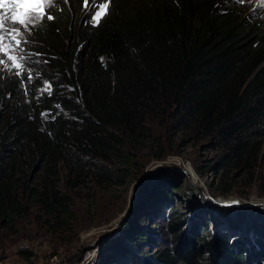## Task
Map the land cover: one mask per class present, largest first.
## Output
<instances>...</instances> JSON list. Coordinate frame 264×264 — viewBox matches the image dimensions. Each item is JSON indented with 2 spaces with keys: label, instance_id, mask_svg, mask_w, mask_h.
Wrapping results in <instances>:
<instances>
[{
  "label": "trees",
  "instance_id": "trees-1",
  "mask_svg": "<svg viewBox=\"0 0 264 264\" xmlns=\"http://www.w3.org/2000/svg\"><path fill=\"white\" fill-rule=\"evenodd\" d=\"M94 2L50 5L54 18L44 15L28 44L38 64L1 82L0 224L15 226L38 208L55 232L68 231L75 180L123 185V172L138 168L137 154L172 130L208 140L219 154L209 168H264V18L245 16L230 0H106L96 24ZM170 184L143 189L144 206L183 189L179 180ZM218 213L212 222L236 236L253 232L257 247H246L248 236L243 244L230 234L213 240L210 220L187 238L180 215L170 225L171 248L131 261L127 242L133 248L145 239L130 224L106 264H259V223L243 229V218L232 223Z\"/></svg>",
  "mask_w": 264,
  "mask_h": 264
},
{
  "label": "rangeland",
  "instance_id": "rangeland-1",
  "mask_svg": "<svg viewBox=\"0 0 264 264\" xmlns=\"http://www.w3.org/2000/svg\"><path fill=\"white\" fill-rule=\"evenodd\" d=\"M55 1L51 0L50 5ZM105 1L95 0L93 12ZM230 1L241 7L238 10L243 11L245 16H257L259 20L264 18V0ZM50 5H46V10ZM15 11V5L11 3H5L0 8V35L3 36L0 40V60L4 61L0 64V88L5 77L18 78L40 60L37 49L28 44L34 41L35 26L45 14L34 13L39 18L34 24H27L26 21L25 27L11 19ZM197 15L200 16V13L196 11ZM13 28H19L20 32L5 31ZM21 56L25 59L21 60ZM48 87L45 84V88ZM158 135L161 139L159 146L157 141L152 142L150 149L137 154L138 168L123 172L128 176L123 185L101 187L93 177L86 179L84 184L78 180L73 182L69 193L74 198V219L68 231L55 232L49 225V217L39 212L38 208L28 217L19 219L15 226L1 223L0 264H106L111 258L116 259L114 255L120 248L116 241L130 229V224H133L132 230L141 233L145 239L137 240L133 248L130 242L126 245L128 252L133 254L131 261H139L143 259L141 253L151 256L173 246L175 231L170 225L175 219H180V215L188 220L185 227L187 238L202 231L204 220L212 222L210 217L218 212L230 214L222 218L232 223L243 218V229L252 222L259 223V233L264 232L259 226L264 222V168L254 172L251 168H209L218 162L219 154L207 148L208 140L183 138L174 130ZM159 152L165 153L162 159L156 157ZM187 168L194 172L195 179L190 177ZM175 180H179L176 187L181 186L182 190L153 209L144 206L140 199L144 190L154 189L164 182L167 189ZM220 187L230 188L231 192L220 191ZM63 188L66 189V182ZM147 195L152 198L153 194L150 192ZM176 208L178 213L172 212ZM157 209L161 210L157 212ZM234 213L239 216L235 217ZM208 230L215 241L230 234L235 242L243 244L248 236L252 241L245 244L246 247H257L253 232L246 231L242 232L243 236H236L227 226L218 227L214 222L208 225ZM260 260L259 264H264V254Z\"/></svg>",
  "mask_w": 264,
  "mask_h": 264
},
{
  "label": "snow or ice",
  "instance_id": "snow-or-ice-1",
  "mask_svg": "<svg viewBox=\"0 0 264 264\" xmlns=\"http://www.w3.org/2000/svg\"><path fill=\"white\" fill-rule=\"evenodd\" d=\"M5 3H11L16 7V11L12 14L11 19L15 22H18L19 25L27 27V24H34L35 20L39 18L34 13H43L47 15L46 5H50L51 0H0V8H3ZM107 7V3H102L92 15L91 20L95 21L96 24H98L99 19L102 17V15L105 14V10L107 9ZM47 18L53 19L54 17H52L51 15H47ZM0 28H2V24H0ZM5 31L9 33H19L20 29L13 28ZM0 40H3L2 35H0ZM12 59L15 58L13 57ZM20 59L24 60L25 57L21 56ZM3 63L4 61L0 60V64ZM31 79V72H29L28 80L31 81Z\"/></svg>",
  "mask_w": 264,
  "mask_h": 264
},
{
  "label": "bare ground",
  "instance_id": "bare-ground-1",
  "mask_svg": "<svg viewBox=\"0 0 264 264\" xmlns=\"http://www.w3.org/2000/svg\"><path fill=\"white\" fill-rule=\"evenodd\" d=\"M187 171L189 172L190 177L195 179V174H194V172H193L190 168H187Z\"/></svg>",
  "mask_w": 264,
  "mask_h": 264
}]
</instances>
